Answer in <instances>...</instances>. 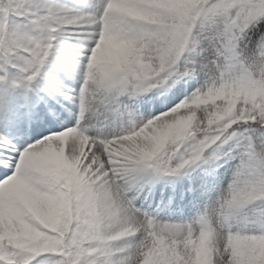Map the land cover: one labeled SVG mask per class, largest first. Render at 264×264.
<instances>
[{"label": "snow or ice", "instance_id": "obj_1", "mask_svg": "<svg viewBox=\"0 0 264 264\" xmlns=\"http://www.w3.org/2000/svg\"><path fill=\"white\" fill-rule=\"evenodd\" d=\"M0 264H264V0H0Z\"/></svg>", "mask_w": 264, "mask_h": 264}]
</instances>
